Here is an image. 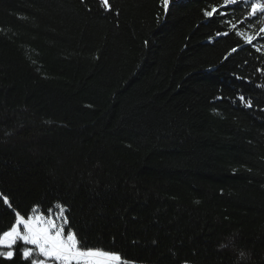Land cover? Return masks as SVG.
<instances>
[{
  "label": "trees",
  "instance_id": "1",
  "mask_svg": "<svg viewBox=\"0 0 264 264\" xmlns=\"http://www.w3.org/2000/svg\"><path fill=\"white\" fill-rule=\"evenodd\" d=\"M222 3L0 0V233L60 203L132 264H264V34Z\"/></svg>",
  "mask_w": 264,
  "mask_h": 264
},
{
  "label": "snow or ice",
  "instance_id": "2",
  "mask_svg": "<svg viewBox=\"0 0 264 264\" xmlns=\"http://www.w3.org/2000/svg\"><path fill=\"white\" fill-rule=\"evenodd\" d=\"M238 3L247 9L245 20L241 23L254 25L259 22L261 25L259 32L264 34V0H223L219 7L228 8ZM99 5L105 11L111 10L109 0H99ZM168 5L169 0H161V6L165 11ZM217 13L218 7L212 5L210 10L204 11V16L212 17ZM231 27L235 29L236 25L232 24ZM236 34L244 37L241 31H237ZM245 39L251 44L256 37L248 35ZM232 51L235 52L237 49L233 48ZM258 87L264 86L258 85ZM238 100L248 107L252 106L251 100L243 95H240ZM3 203L11 206L7 197H3ZM66 212L67 209L60 203L50 207L46 215L40 211L39 206H34L27 217L16 211L12 225L0 233V249H7L0 251V256L12 259L16 254L12 250L14 245L22 241L23 245L32 246L24 247L22 252L24 259L31 258L30 264H132L121 253L85 244L79 239L77 232L68 227L70 222Z\"/></svg>",
  "mask_w": 264,
  "mask_h": 264
},
{
  "label": "rangeland",
  "instance_id": "3",
  "mask_svg": "<svg viewBox=\"0 0 264 264\" xmlns=\"http://www.w3.org/2000/svg\"><path fill=\"white\" fill-rule=\"evenodd\" d=\"M21 230H22V229H21ZM18 242H20V243H22V244H23V242H22V241H18ZM29 247H32V246H30V245H29Z\"/></svg>",
  "mask_w": 264,
  "mask_h": 264
}]
</instances>
